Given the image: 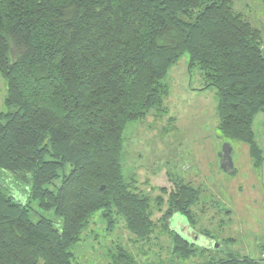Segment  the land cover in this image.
Here are the masks:
<instances>
[{
	"label": "trees",
	"instance_id": "trees-1",
	"mask_svg": "<svg viewBox=\"0 0 264 264\" xmlns=\"http://www.w3.org/2000/svg\"><path fill=\"white\" fill-rule=\"evenodd\" d=\"M233 1L0 0V264H73L87 218L103 211L108 219L111 208L149 237L150 199L121 168L123 131L161 110L168 69L184 53L200 89H215L221 137L247 145L257 164L262 31ZM199 197L180 181L165 214L192 229ZM33 205L54 219L33 220ZM169 232L175 257L191 256L197 245ZM204 264L260 263L229 255Z\"/></svg>",
	"mask_w": 264,
	"mask_h": 264
},
{
	"label": "rangeland",
	"instance_id": "rangeland-1",
	"mask_svg": "<svg viewBox=\"0 0 264 264\" xmlns=\"http://www.w3.org/2000/svg\"><path fill=\"white\" fill-rule=\"evenodd\" d=\"M233 8L261 29L264 50V0H234ZM187 62L184 53L169 67L161 110L153 108L127 123L123 131L121 168L126 179L134 180L150 199L152 233L147 238L136 236L114 208L108 219L103 211L94 212L73 246V264H170L176 258L171 252L170 227L187 239L198 237L192 241L197 245L192 255L179 256L173 264H204L229 255L264 264V115H257L253 122L255 144L261 150L255 164L247 145L221 137L215 89H200V71L197 67L189 71ZM4 95L0 77V112L5 110ZM226 145L231 148V167L225 171L220 152ZM180 181L200 193L192 207V229L183 216L165 214L169 193ZM33 210L37 213L30 215L33 220L38 216L54 219L51 210L35 205ZM202 233L212 239H200Z\"/></svg>",
	"mask_w": 264,
	"mask_h": 264
},
{
	"label": "water",
	"instance_id": "water-1",
	"mask_svg": "<svg viewBox=\"0 0 264 264\" xmlns=\"http://www.w3.org/2000/svg\"><path fill=\"white\" fill-rule=\"evenodd\" d=\"M230 147L229 145H226L225 148H223V150L220 152V157L222 158L221 161V167L223 170H227L229 167H231V158H230Z\"/></svg>",
	"mask_w": 264,
	"mask_h": 264
},
{
	"label": "crops",
	"instance_id": "crops-1",
	"mask_svg": "<svg viewBox=\"0 0 264 264\" xmlns=\"http://www.w3.org/2000/svg\"><path fill=\"white\" fill-rule=\"evenodd\" d=\"M200 236V239H203V240H205V241H207L208 240V238H203V236L202 235H199ZM193 239V238H192ZM191 239V240H192ZM198 239V237H195V239H193L192 241H196Z\"/></svg>",
	"mask_w": 264,
	"mask_h": 264
},
{
	"label": "flooded vegetation",
	"instance_id": "flooded-vegetation-1",
	"mask_svg": "<svg viewBox=\"0 0 264 264\" xmlns=\"http://www.w3.org/2000/svg\"><path fill=\"white\" fill-rule=\"evenodd\" d=\"M183 235V234H182ZM196 235H198V234H196ZM184 236V235H183ZM188 236H189V233H188ZM190 239V238H189Z\"/></svg>",
	"mask_w": 264,
	"mask_h": 264
}]
</instances>
